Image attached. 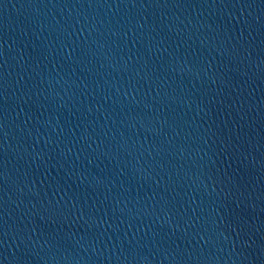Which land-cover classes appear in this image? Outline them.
Wrapping results in <instances>:
<instances>
[{
    "label": "water",
    "instance_id": "water-1",
    "mask_svg": "<svg viewBox=\"0 0 264 264\" xmlns=\"http://www.w3.org/2000/svg\"><path fill=\"white\" fill-rule=\"evenodd\" d=\"M0 264H264V0H0Z\"/></svg>",
    "mask_w": 264,
    "mask_h": 264
}]
</instances>
